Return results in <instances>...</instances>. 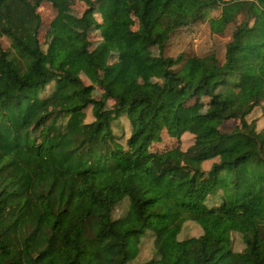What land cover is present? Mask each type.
Masks as SVG:
<instances>
[{
  "label": "trees",
  "instance_id": "1",
  "mask_svg": "<svg viewBox=\"0 0 264 264\" xmlns=\"http://www.w3.org/2000/svg\"><path fill=\"white\" fill-rule=\"evenodd\" d=\"M44 2L0 0V37L13 49L0 41V264H264V205L248 214L252 200L264 202V0H118L138 22L121 43L156 48L151 61L163 81L153 98L136 80L144 65L123 56L99 84L112 107L82 74L93 67L100 77L96 56L111 59L114 30L108 24L95 54L91 25L73 31L71 43L58 15L44 52ZM218 7L219 32L235 26L223 61L193 57L188 70L184 55H165L178 30ZM200 101L205 111L194 113ZM119 118L131 129L125 143ZM228 122L235 125L224 131ZM23 132L35 135L32 147ZM156 136L163 148L150 152ZM188 222L201 233L181 239ZM149 236L155 255L141 261ZM98 241L99 255L86 254Z\"/></svg>",
  "mask_w": 264,
  "mask_h": 264
},
{
  "label": "rangeland",
  "instance_id": "2",
  "mask_svg": "<svg viewBox=\"0 0 264 264\" xmlns=\"http://www.w3.org/2000/svg\"><path fill=\"white\" fill-rule=\"evenodd\" d=\"M118 0H45L43 7L41 8V16L43 19V25L40 29V38L42 48L46 51L47 45L51 38V22L58 15L64 16L68 28V39L69 42H73L74 32L79 33L84 24H90L91 27L88 31V38L93 42L92 51L98 54V47L105 43L107 33H110L109 26L114 30L111 34L110 39H106V44L110 46V54L112 57L106 60L103 53L98 54L96 59L100 61L101 68L98 69L100 77L94 73L93 67H87L82 74V78L86 85L91 88L93 96L106 100V97L101 90L99 84L100 81H108L112 76V66L114 62L127 56L131 53L132 57L140 61L145 69L142 70L137 76L136 80L145 85L149 93L155 98L156 92L159 86L162 84V78L158 73L157 68L152 64L151 58L157 53L156 48H151L147 51H139L127 48L123 42L121 43V34L128 28H138L137 19L130 13V8H120L117 5ZM124 0H122L123 2ZM94 3V11H88L90 3ZM222 17L221 7L207 11L205 18L202 22L192 25L187 28L178 30L170 43L166 48L165 55L168 57L176 58L179 55H184L186 58L185 66L188 70L193 68V57H203L210 53H215L220 61H223L226 51V45L232 39V33L234 32L235 26L229 25L224 32L221 30V24L218 23ZM81 19H86L81 21ZM106 22V25H105ZM109 24V26H108ZM74 31V32H73ZM0 41L3 49L13 51L11 48L10 41L6 37H0ZM100 51V50H99ZM134 51V52H133ZM142 59V60H141ZM106 63V64H105ZM261 87L264 90V80L260 79ZM54 90V84L48 86L42 93V97H48ZM109 107L113 106V102L106 100ZM206 103L200 101V103H192V110L194 113L204 112ZM257 112L255 114H259ZM254 118V116H253ZM251 118V119H253ZM255 119V118H254ZM91 110H87V122L92 121ZM66 119H62L59 123L61 130H64L66 125ZM258 125H263L256 120ZM118 127H115V133L122 137V143H125L126 139L130 134V125L125 118L118 119ZM235 122H228L222 126L224 131H230L234 127ZM257 125V126H258ZM22 142L26 147H32L35 140V135L27 136L25 132L21 134ZM237 144V141L231 145ZM163 148V143L159 136L149 145L150 152H159ZM219 203V199L212 198L209 200V205H215ZM264 202L262 200L254 199L251 202L249 208V216L252 217L261 212ZM201 233L199 227L193 222L185 224L184 230L181 234V239L187 236L193 237L198 236ZM102 246V242L98 241L94 244H90L86 247V254L88 255H99V249ZM178 254L177 249H173L167 252L169 259L173 260ZM155 255L153 238L151 236L144 238L140 245V259L145 261L152 258Z\"/></svg>",
  "mask_w": 264,
  "mask_h": 264
},
{
  "label": "built area",
  "instance_id": "3",
  "mask_svg": "<svg viewBox=\"0 0 264 264\" xmlns=\"http://www.w3.org/2000/svg\"><path fill=\"white\" fill-rule=\"evenodd\" d=\"M225 1H227V0H225Z\"/></svg>",
  "mask_w": 264,
  "mask_h": 264
},
{
  "label": "crops",
  "instance_id": "4",
  "mask_svg": "<svg viewBox=\"0 0 264 264\" xmlns=\"http://www.w3.org/2000/svg\"><path fill=\"white\" fill-rule=\"evenodd\" d=\"M194 26H196V25H194Z\"/></svg>",
  "mask_w": 264,
  "mask_h": 264
}]
</instances>
